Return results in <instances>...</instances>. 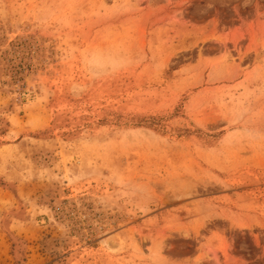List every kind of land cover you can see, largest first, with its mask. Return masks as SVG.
Segmentation results:
<instances>
[{"label": "rangeland", "instance_id": "374dc122", "mask_svg": "<svg viewBox=\"0 0 264 264\" xmlns=\"http://www.w3.org/2000/svg\"><path fill=\"white\" fill-rule=\"evenodd\" d=\"M0 264H264V0H0Z\"/></svg>", "mask_w": 264, "mask_h": 264}, {"label": "bare ground", "instance_id": "6f19581e", "mask_svg": "<svg viewBox=\"0 0 264 264\" xmlns=\"http://www.w3.org/2000/svg\"><path fill=\"white\" fill-rule=\"evenodd\" d=\"M47 241V240H46Z\"/></svg>", "mask_w": 264, "mask_h": 264}]
</instances>
